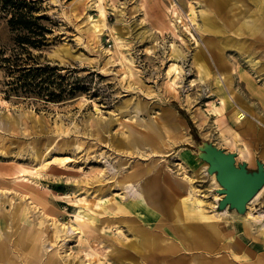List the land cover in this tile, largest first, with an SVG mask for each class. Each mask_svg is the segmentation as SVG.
<instances>
[{"label": "rangeland", "instance_id": "obj_1", "mask_svg": "<svg viewBox=\"0 0 264 264\" xmlns=\"http://www.w3.org/2000/svg\"><path fill=\"white\" fill-rule=\"evenodd\" d=\"M97 2L106 6L109 26L102 28L99 39L90 29L91 18L98 17ZM209 3L210 0L38 2L36 14L49 16L52 22L47 24L54 31L49 34L50 45L43 50L32 49L33 57L41 65L50 63L58 66L59 73L68 78L66 83L70 82L78 89L62 99H50L38 93L8 94L5 91L6 82L11 77L0 66V198L9 200L6 208L10 210L13 204L24 202L30 208L29 216L35 219L33 222L44 217L52 231L60 228L61 231L64 225L70 227V232L62 230L54 242L46 240V249L57 248L61 256L81 264H99L95 257L86 254V241L80 234L71 233L77 213L83 211L77 198L82 194L91 198L100 187L105 189L106 196L124 195L125 191L113 185L117 175L112 176L119 172V160L122 159L128 161L123 168L126 171H131L132 165L137 162L145 164L154 157L174 176H194L191 168L181 164V152L185 149L193 151L202 163L208 164L202 167L201 177L195 178L196 188L208 202L213 195H222L219 209L222 211L226 210L225 206L229 207L227 210L231 214L225 216L228 224L226 226L224 222V225L233 229L234 238L238 237V229L240 233L245 231V227L248 231L246 225H235L234 220L239 217L255 219L264 228V190L252 206L245 204V210L241 211L238 206L223 203L228 196L225 191H229L225 185L210 187L213 175L218 173L216 169L210 170V161L204 157L210 149L232 157L236 168L242 169L244 165L252 174L259 172V164L264 170V155L251 132H245L243 127L256 120H234L238 124L235 126L222 120L227 110L220 109L222 103L211 90L215 79L209 77L210 87V83L199 79L197 66H193V54L206 45L207 38L213 36L205 30L206 17H210L217 26L223 24L222 18ZM192 6L196 12L195 20L190 17ZM170 9L178 11L183 21L178 22ZM244 10L245 6H242L233 11L244 17ZM245 17L248 19L249 16ZM110 27L121 35L119 47L115 45ZM219 39L222 42V38ZM15 46V33L8 24L7 14L0 10V51L10 54ZM176 49L187 57H175ZM234 51L229 50L233 63L237 55ZM259 57V54L254 56L256 62H260ZM175 65L185 70L176 83L173 82ZM259 79L257 86L262 87V80ZM195 82L196 85H193ZM197 82L200 85L197 86ZM170 83L176 91L167 90ZM235 89L246 98L255 113L264 116V110L255 98H248L238 87ZM139 102L147 103L148 111L138 112L136 105ZM166 106L175 108L182 116L183 128L179 133L184 135L188 144H177L169 156L152 151L151 146L141 153H132V149L118 151L110 144L112 135L124 138L125 129H122L120 121L130 122L131 116L143 122L161 120L159 113ZM7 114L19 120L18 126L12 130L1 126ZM251 117V114L245 116L246 119ZM96 123L109 125L107 143L94 136ZM135 128L145 130L142 126ZM168 139L173 141L172 137ZM63 140L73 141L74 144L71 148H58L57 143ZM34 145L45 151L48 160L67 157L65 164H54L53 170L51 168L37 176L34 169L40 163L35 160ZM25 146L27 148L23 149ZM253 176L256 178V175ZM97 178L98 181L95 180ZM33 188L43 197L42 202L32 199ZM227 228L225 232L229 231ZM102 231L117 246L121 245L120 239L131 240L134 237L126 223L111 227L102 225ZM255 252L260 254L264 248H256ZM101 259L109 264V261L105 262V256L101 255Z\"/></svg>", "mask_w": 264, "mask_h": 264}, {"label": "bare ground", "instance_id": "obj_2", "mask_svg": "<svg viewBox=\"0 0 264 264\" xmlns=\"http://www.w3.org/2000/svg\"><path fill=\"white\" fill-rule=\"evenodd\" d=\"M209 4L222 18L223 24L221 27L217 26L210 17H206L205 30L213 36L205 40L206 49L205 45L195 51L193 66H197L199 79L210 83V87L209 77L215 79V86L211 90L222 103L220 109L227 110L222 120L232 126L237 124L234 120H256L240 126L244 127L245 132H251L255 144L262 147L261 153L264 155V116L255 113L246 98L235 89L238 87L248 98H255L264 110V0H210ZM95 5L99 11L98 17L91 18L90 29L99 39L102 28L109 27L106 20L108 10L102 2ZM242 6H245L244 14L249 16L248 19L233 11ZM170 12L178 22L183 21L178 11L170 9ZM190 17L196 19L194 6L191 7ZM110 32L115 45L119 47L122 41L120 33L117 34L118 31L111 27ZM219 37L222 42L217 40ZM230 49L237 53L235 63L229 56ZM258 54L262 63L255 61L254 56ZM181 56L187 57V54L176 49L175 57ZM131 62L133 63L132 60ZM174 71L176 75L173 82L176 83L185 70L175 65ZM258 77L262 80V87L257 86ZM198 85L200 83L197 82ZM167 90L176 91V88L170 83ZM136 110L148 111L147 103L139 102ZM248 114L252 117L246 119ZM131 117L130 122L120 121L122 129H125L124 138L112 135L110 144L118 151L126 148L132 149V153H141L151 146L152 151L169 156L177 144H188L184 135L179 133L183 128L182 116L171 106L161 108V120L143 122ZM2 123L1 126L12 130L18 126L19 120L7 114ZM96 125L94 136L107 143L109 125ZM135 126H142L145 130L140 131ZM169 137L173 138L172 142ZM73 144V141L68 140L57 143L58 148H71ZM34 147L35 160L40 163L34 169L37 176L51 168L53 170L54 164H65L67 157L48 160L45 151L36 145ZM211 155L212 152L209 151L205 156L211 158L210 165L218 173L213 175L210 187L225 185L231 191L233 199L228 203L239 209L243 202L252 206L264 186L260 191H255L258 182L247 178L241 171L234 170L232 157L219 156L222 163L220 169L216 164L220 161ZM181 159V164L191 168L194 176H174L154 157L145 164L137 162L132 165L131 171H126L123 168L128 161L122 159L119 160V172L112 176L117 175L113 185L125 191L124 195L106 196L105 189L100 187L99 192L91 198L87 194L77 198L83 211L77 213L74 222L76 226L72 223L71 233H79L86 241L87 255L95 257L99 264H105L101 255L106 257L105 262L109 261V264H264V252H255L256 248H264V228L255 219L237 215L239 218L234 220L235 225H246L248 231L246 227L243 233L238 229V237L234 238L233 229L224 225L228 221L225 216L231 214L227 210L229 207L225 206L226 210L222 211L219 209L222 195L215 194L208 202L196 188L195 178L201 177L202 167L208 164L202 163L188 149L181 152ZM184 173L187 174L186 169ZM95 180L98 181L99 178ZM32 191V199L42 202L43 197L34 188ZM253 193L255 196L251 198ZM8 201L6 197L0 198V264H81L61 256L57 248L46 249L45 241L54 242L62 230L70 232L69 226L64 225L61 231L60 227L52 231L50 223L44 217L33 222L35 219L29 216L30 208L27 204L20 201L13 204L10 210L6 208ZM234 214H237L235 210ZM124 223L134 237L131 240L120 239L121 245L117 246L106 238L102 225L111 227ZM227 224L228 222L226 226ZM225 228L229 231L225 232Z\"/></svg>", "mask_w": 264, "mask_h": 264}, {"label": "trees", "instance_id": "obj_3", "mask_svg": "<svg viewBox=\"0 0 264 264\" xmlns=\"http://www.w3.org/2000/svg\"><path fill=\"white\" fill-rule=\"evenodd\" d=\"M42 0H0V10L8 17V24L15 33V48L10 54L0 51V66L11 77L5 91L43 94L50 99L73 95L77 87L59 73L58 66L41 65L33 57L32 49L43 50L50 45L49 34L54 28L47 15H37V4ZM46 21V22H45ZM58 80H60L58 82Z\"/></svg>", "mask_w": 264, "mask_h": 264}, {"label": "water", "instance_id": "obj_4", "mask_svg": "<svg viewBox=\"0 0 264 264\" xmlns=\"http://www.w3.org/2000/svg\"><path fill=\"white\" fill-rule=\"evenodd\" d=\"M211 152H212V155H211V157H214V154H217V158H215L216 160L218 159L219 161H220V163H216V164H218L217 166L221 169L222 168V163H221V159H220V157L219 156H224L223 154H221V153H216V151H214V150H211ZM208 155V154H207ZM204 157L206 158V159H209V161H210V159L211 158H208L207 156H205L204 155ZM224 157H226V156H224ZM232 161V160H231ZM259 172L258 173H248L247 172V170H246V168H245V166L244 165H242V169H238V168H236L235 167V165L233 164V161H232V168L234 169V170H236V171H238V172H242L247 178H250V179H252V180H254L255 182H258V185H257V188L255 189V191L257 190V189H260V187L264 184V174H263V165L262 164H259ZM213 168H212V165H211V171H213L212 170ZM253 175H256L255 177L256 178H254V176ZM263 183V184H262ZM225 192H227V194H228V196L226 197V201H225V204H227L229 201H232L233 199L231 198V196H230V194H231V191H228V190H226ZM255 193V192H254ZM251 194L252 196H251V198L255 195V194ZM245 201H248V200H245ZM224 204V205H225ZM243 205L241 206L242 207V209H241V211L242 210H245V202H243L242 203Z\"/></svg>", "mask_w": 264, "mask_h": 264}]
</instances>
